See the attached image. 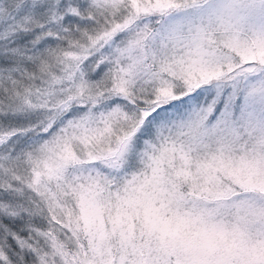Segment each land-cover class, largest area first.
<instances>
[{"label":"snow or ice","instance_id":"1","mask_svg":"<svg viewBox=\"0 0 264 264\" xmlns=\"http://www.w3.org/2000/svg\"><path fill=\"white\" fill-rule=\"evenodd\" d=\"M0 264H264V0H0Z\"/></svg>","mask_w":264,"mask_h":264}]
</instances>
